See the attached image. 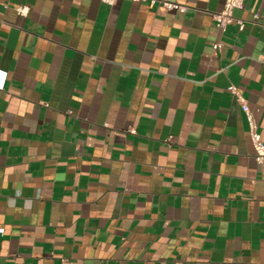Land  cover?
<instances>
[{
  "label": "crops",
  "instance_id": "crops-1",
  "mask_svg": "<svg viewBox=\"0 0 264 264\" xmlns=\"http://www.w3.org/2000/svg\"><path fill=\"white\" fill-rule=\"evenodd\" d=\"M169 1L0 0V264H264V0Z\"/></svg>",
  "mask_w": 264,
  "mask_h": 264
},
{
  "label": "built area",
  "instance_id": "built-area-1",
  "mask_svg": "<svg viewBox=\"0 0 264 264\" xmlns=\"http://www.w3.org/2000/svg\"><path fill=\"white\" fill-rule=\"evenodd\" d=\"M102 3L111 5L115 2V0H99ZM135 2L143 1L148 2L149 4L159 3L166 10H172L179 13H184L188 9V6L183 3L173 2L169 0H132ZM244 0H224L221 9L215 13H213V21L216 29L219 32H225L227 26L232 22H236L238 29L242 30L245 25V21L234 16V11L236 9H240L243 6ZM19 14H23V8H17ZM215 50L221 47L220 42H216L212 46ZM230 92L235 95L237 101L240 104L241 110L244 113L248 127H249V137L251 141V145L253 148V155L257 162H264V142L261 138L260 133L257 131L256 123L254 121V117L252 112L248 106L245 98L238 92V90L234 86L229 87ZM129 132H134L133 129H129Z\"/></svg>",
  "mask_w": 264,
  "mask_h": 264
}]
</instances>
